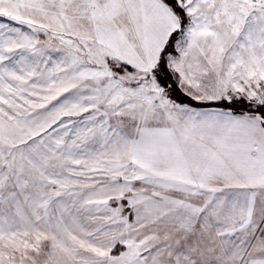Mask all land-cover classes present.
Masks as SVG:
<instances>
[{
    "label": "snow or ice",
    "instance_id": "1",
    "mask_svg": "<svg viewBox=\"0 0 264 264\" xmlns=\"http://www.w3.org/2000/svg\"><path fill=\"white\" fill-rule=\"evenodd\" d=\"M0 264H264V0H0Z\"/></svg>",
    "mask_w": 264,
    "mask_h": 264
}]
</instances>
